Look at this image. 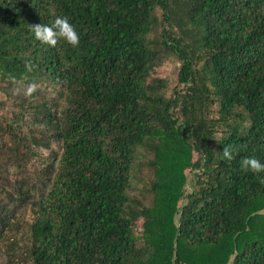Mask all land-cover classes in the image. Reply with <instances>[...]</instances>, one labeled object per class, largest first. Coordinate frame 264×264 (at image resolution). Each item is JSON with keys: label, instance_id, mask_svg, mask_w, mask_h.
<instances>
[{"label": "trees", "instance_id": "16d2710c", "mask_svg": "<svg viewBox=\"0 0 264 264\" xmlns=\"http://www.w3.org/2000/svg\"><path fill=\"white\" fill-rule=\"evenodd\" d=\"M56 16L78 46L34 38ZM245 156L264 161V0H0V264H264Z\"/></svg>", "mask_w": 264, "mask_h": 264}, {"label": "clouds", "instance_id": "9594fccd", "mask_svg": "<svg viewBox=\"0 0 264 264\" xmlns=\"http://www.w3.org/2000/svg\"><path fill=\"white\" fill-rule=\"evenodd\" d=\"M32 32L36 40L48 46H55L61 39L73 47L78 46L80 43V34L66 16H56L51 24L38 23L32 25ZM25 66L28 71L32 70L33 66L30 62H26ZM35 88L36 85L34 83L29 84L27 89L24 90L25 94H31L35 91ZM21 90L19 88L17 89V91ZM245 148L246 146L243 144L225 145L220 151L221 158L231 162ZM240 167L245 171H251L258 176L261 183H264V161L254 156H245L240 160Z\"/></svg>", "mask_w": 264, "mask_h": 264}, {"label": "rangeland", "instance_id": "374dc122", "mask_svg": "<svg viewBox=\"0 0 264 264\" xmlns=\"http://www.w3.org/2000/svg\"><path fill=\"white\" fill-rule=\"evenodd\" d=\"M172 71L171 69H169L171 78H172ZM137 170L135 171V173L137 174ZM144 174H146V171L144 172ZM133 186H134V190L132 191V194H135L136 196H140V193L138 192V190H140V188L143 189V187L145 186V184L143 185L142 183H139V176L137 175L136 179H133ZM31 217V212L30 210H26L22 215L21 218H25L26 220H28Z\"/></svg>", "mask_w": 264, "mask_h": 264}]
</instances>
